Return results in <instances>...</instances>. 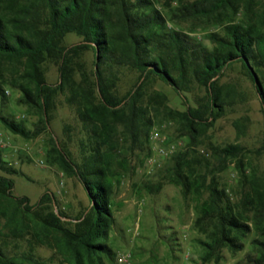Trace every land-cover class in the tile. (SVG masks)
<instances>
[{"label": "trees", "instance_id": "1", "mask_svg": "<svg viewBox=\"0 0 264 264\" xmlns=\"http://www.w3.org/2000/svg\"><path fill=\"white\" fill-rule=\"evenodd\" d=\"M159 2L0 0V92L8 75L6 84L21 94L18 102L38 118L33 130L25 127L23 118L1 117V122L24 140L52 133L55 100L64 95L83 125L88 150L76 162L52 137L48 161L76 177L89 201L71 226L62 221L64 213L53 211L54 197L48 191L35 204L26 196H14L13 181L6 175L17 171L0 150V171L6 174L0 175V264H43L32 253L14 256L5 251L4 236L26 235L36 244L54 248L68 264H115L108 238L114 224L111 201L118 183L117 168L125 167L121 142L129 141L130 150L144 145L153 124L148 117L152 110L157 117L175 119L189 147L197 146L234 95L233 87L219 85L224 71L239 63L254 82L252 73L264 67V0H164L170 7L176 3L172 20L200 18L220 26L223 32L206 34L212 45L169 26ZM69 33L82 39L66 45ZM89 49L93 51L90 70L83 59ZM46 62L57 65L55 84L46 80ZM121 67L139 74L133 88L122 96L117 92ZM151 78L170 86L185 110L171 109L161 92L146 97L144 87ZM254 85L264 113V87L258 77ZM195 88L203 89L204 95L193 106L188 94ZM235 126L239 138L241 125ZM211 151L217 164L206 161L207 172L203 173L190 167L188 152L177 153L168 180L181 187L184 196L193 194L198 202L195 223L205 232L210 228L201 258L209 261L225 247L240 250L250 222L257 237L251 242L255 254L248 264H264V170L259 173L247 163V151L239 144L212 146ZM228 163L234 164L239 175L238 202L231 201L213 176ZM159 189L160 184L154 188ZM203 193L207 197L201 200Z\"/></svg>", "mask_w": 264, "mask_h": 264}, {"label": "rangeland", "instance_id": "2", "mask_svg": "<svg viewBox=\"0 0 264 264\" xmlns=\"http://www.w3.org/2000/svg\"><path fill=\"white\" fill-rule=\"evenodd\" d=\"M159 8L168 18V25L189 32L191 35L205 39L210 31L223 32L220 26L200 18L181 20L170 19L171 9L175 8L158 3ZM82 39L76 33L66 35L64 44L70 45ZM91 49L84 53L83 59L88 70L93 59ZM45 77L48 83L55 84L58 80L57 65L53 62L44 64ZM119 82L117 92L120 96L133 88L139 74L127 67L118 70ZM264 87V67L256 73ZM10 77L6 75L1 82L0 92V131L6 137L8 147L3 151L4 159L10 163L17 173L6 175L13 181V195L26 196L30 204L38 202L40 196L48 191L53 197V211L64 213L62 221L72 226L79 215L88 207L86 192L76 177L67 175L57 165L48 161L51 138L59 142L68 155L76 162L80 161L83 150L87 147L86 133L78 120L74 109L67 105L65 96H57L56 108L52 113L51 132H43L37 138L24 140L5 128L1 117L23 118L27 129L33 130L38 123L35 115L26 112V106L18 102L21 96L17 89L9 87ZM223 87H233L234 95L226 105L225 112L213 126L202 133L197 146L189 147L188 138L183 136L180 125L175 119L157 117L152 110L148 117L152 127L144 145H135L131 150L130 142H121L124 168H117L119 176L115 184L111 207L114 224L109 233L108 244L112 248L114 262L116 256L124 251L132 255L133 264H248V258L255 254L251 242L257 237L252 224L249 232L241 239V249L232 251L221 248L211 260L204 261L201 257L208 242L207 231L201 230L195 223L197 218V201L193 194L184 196L181 187L168 180L173 174V157L179 152H188L187 161L195 172H207L205 162L215 166L216 160L211 156V147H223L228 144H239L246 151L247 163L254 166L259 173L264 170V113L260 98L255 90L254 82L238 63L226 69L219 81ZM146 97L154 92H161L167 98V105L175 111L185 110L182 100L174 90L164 82L151 78L144 87ZM204 95V90L195 88L188 98L191 105L196 106L197 99ZM166 124L164 135L176 144V152L170 157H161L155 151V144L150 139L154 128ZM236 123L241 125L242 134L237 138ZM16 147V152H11ZM88 150V149H87ZM152 156L155 163L152 167L145 166V160ZM210 167V165L208 166ZM250 166H246L249 169ZM188 169V168H187ZM220 189H225L232 202L241 198V183L233 163H228L225 170L213 174ZM160 184V189L154 188ZM207 197L202 194L201 200ZM5 251L8 255H24L32 253L43 264H68L54 248L45 244H36L31 236L13 238L4 236ZM33 248V249H32Z\"/></svg>", "mask_w": 264, "mask_h": 264}, {"label": "built area", "instance_id": "3", "mask_svg": "<svg viewBox=\"0 0 264 264\" xmlns=\"http://www.w3.org/2000/svg\"><path fill=\"white\" fill-rule=\"evenodd\" d=\"M166 128V124L163 123L160 127L154 128L151 131L150 139L155 144V151L161 157H170L176 152V144L169 141L168 137L164 135V129ZM8 147V142L6 141V137L0 131V150L5 151ZM16 147H11V152H16ZM155 163V160L152 156L148 157L145 160V166L152 167ZM10 165V163H8ZM115 264H133L132 255L128 251H124L119 253L115 258Z\"/></svg>", "mask_w": 264, "mask_h": 264}, {"label": "water", "instance_id": "4", "mask_svg": "<svg viewBox=\"0 0 264 264\" xmlns=\"http://www.w3.org/2000/svg\"><path fill=\"white\" fill-rule=\"evenodd\" d=\"M252 75H253V78H254V82L256 83V82H257V77H256V75L253 74V73H252Z\"/></svg>", "mask_w": 264, "mask_h": 264}]
</instances>
